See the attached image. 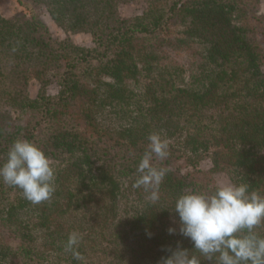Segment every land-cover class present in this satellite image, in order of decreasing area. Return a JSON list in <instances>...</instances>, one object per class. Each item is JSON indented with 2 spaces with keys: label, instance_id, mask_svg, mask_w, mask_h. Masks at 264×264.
Returning <instances> with one entry per match:
<instances>
[{
  "label": "trees",
  "instance_id": "obj_1",
  "mask_svg": "<svg viewBox=\"0 0 264 264\" xmlns=\"http://www.w3.org/2000/svg\"><path fill=\"white\" fill-rule=\"evenodd\" d=\"M129 1L17 0L25 13L0 14V163L20 138L55 167V192L39 204L0 182V264H160L167 249L192 248L172 211L180 194L214 188L217 174L264 194L261 0H141L142 14L124 18ZM38 9L94 47L55 37ZM169 25L181 30L169 37ZM152 132L169 144L153 157L166 169L156 203L133 187Z\"/></svg>",
  "mask_w": 264,
  "mask_h": 264
},
{
  "label": "clouds",
  "instance_id": "obj_2",
  "mask_svg": "<svg viewBox=\"0 0 264 264\" xmlns=\"http://www.w3.org/2000/svg\"><path fill=\"white\" fill-rule=\"evenodd\" d=\"M148 146L136 167L135 188H143L151 203L159 201V185L166 169L153 164V157L168 156L169 144L159 132L147 137ZM0 182L21 190L25 199L39 204L55 192V167L42 148L32 141L16 139L0 163ZM173 212L179 217V234L189 239L192 248L167 249L170 255L160 264H201L199 253L213 264H264V235L256 229L264 224V194L250 190L243 182L218 183L211 189L180 194ZM170 235L176 227H169ZM82 236L72 232L67 250L75 251Z\"/></svg>",
  "mask_w": 264,
  "mask_h": 264
},
{
  "label": "rangeland",
  "instance_id": "obj_3",
  "mask_svg": "<svg viewBox=\"0 0 264 264\" xmlns=\"http://www.w3.org/2000/svg\"><path fill=\"white\" fill-rule=\"evenodd\" d=\"M261 13L264 14V0L260 1ZM146 8V5L141 0H131L128 3L122 5L120 7L121 15L124 18H133L135 16L141 15L143 10ZM25 13V10L21 8L17 2V0H0V14L5 18H13L20 16L21 14ZM37 13L40 15L42 20L48 25L53 35L59 39H65L66 37H70L71 40L78 46L85 47V48H92L94 47V42L92 36L88 33H76V34H66L62 29H60L51 19L49 13L45 9H38ZM181 30L179 25H169L165 33L167 36L172 37L179 33ZM184 60V57L180 58ZM40 89V85L37 81H32L29 85L30 96L35 98L38 94ZM58 83L54 79L47 89L50 95H56L58 93ZM5 111L8 117L12 118L13 121L19 117V113L10 107L5 108ZM179 166L184 171H189L190 169L187 168L183 161H178L177 167ZM200 168L204 171H208L212 168V162L209 159L203 161L200 165ZM216 182L224 183L230 182L229 178L225 174H217L215 176Z\"/></svg>",
  "mask_w": 264,
  "mask_h": 264
}]
</instances>
